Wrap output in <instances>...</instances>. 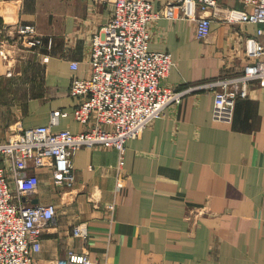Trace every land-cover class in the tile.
I'll list each match as a JSON object with an SVG mask.
<instances>
[{
    "label": "crops",
    "instance_id": "1",
    "mask_svg": "<svg viewBox=\"0 0 264 264\" xmlns=\"http://www.w3.org/2000/svg\"><path fill=\"white\" fill-rule=\"evenodd\" d=\"M147 1L157 13L148 47L173 62L162 85L180 89L249 62L245 40L258 39L259 25L227 14L244 10L241 3L217 0L210 31L198 39L196 21L166 15L175 0ZM112 12L113 0H0V141L49 125L56 111L67 115L53 131L86 129L71 116L68 87L73 74H89L90 39ZM22 25L35 27L41 46L15 40ZM212 104L210 92L185 96L121 154L74 151L71 186L54 184L48 165L36 169L37 188L22 201L52 204L55 216L34 264H55L70 252L106 264H264V86L253 84L236 101L230 123L213 121ZM78 224L85 239L72 234Z\"/></svg>",
    "mask_w": 264,
    "mask_h": 264
},
{
    "label": "built area",
    "instance_id": "2",
    "mask_svg": "<svg viewBox=\"0 0 264 264\" xmlns=\"http://www.w3.org/2000/svg\"><path fill=\"white\" fill-rule=\"evenodd\" d=\"M234 1L241 3L244 10H227L230 20L259 25L258 39L245 40L249 62L238 73L171 89L162 85L173 65L170 54L148 47V26L157 17L152 4L147 0H113L112 15L90 39L89 74H73L68 87L69 95L76 100L71 116L86 129L79 133L53 131L51 126L67 115L56 111L49 125L31 127L0 141V264H34L33 255L40 251L42 231L55 216L52 204L22 201L37 188L36 169L48 165L54 184L71 186L75 181L74 151L104 147L121 154L127 142L139 138L168 107L199 91L213 96V121L230 123L236 101L246 98L253 84L264 86V0ZM175 2V6H168L166 15L178 18L181 14L196 21L197 38H205L219 11L218 1ZM205 12L209 14L202 16ZM15 34V40L28 47L42 45L33 25L17 26ZM0 55H4L2 48ZM43 59L47 61L48 57ZM70 68L76 72L78 63L71 62ZM192 215L197 216V212ZM72 234L85 239V225L74 226ZM55 264L106 262L70 252Z\"/></svg>",
    "mask_w": 264,
    "mask_h": 264
},
{
    "label": "rangeland",
    "instance_id": "3",
    "mask_svg": "<svg viewBox=\"0 0 264 264\" xmlns=\"http://www.w3.org/2000/svg\"><path fill=\"white\" fill-rule=\"evenodd\" d=\"M205 82V81H204Z\"/></svg>",
    "mask_w": 264,
    "mask_h": 264
}]
</instances>
